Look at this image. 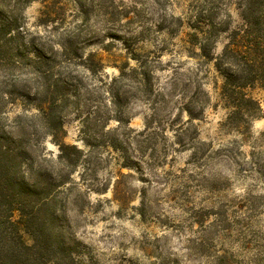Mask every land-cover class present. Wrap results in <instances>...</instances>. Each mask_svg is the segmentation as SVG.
Segmentation results:
<instances>
[{
  "label": "rangeland",
  "instance_id": "rangeland-1",
  "mask_svg": "<svg viewBox=\"0 0 264 264\" xmlns=\"http://www.w3.org/2000/svg\"><path fill=\"white\" fill-rule=\"evenodd\" d=\"M258 1L20 4L21 31L0 40V74L9 77L0 87V151L9 154L0 152V164L30 197L38 242L23 248L31 236L0 207V264H264V63L222 57L246 28L264 40ZM169 2L180 17L164 14ZM128 59L136 68L125 71ZM33 74L31 84L13 79ZM113 217L136 234L108 225Z\"/></svg>",
  "mask_w": 264,
  "mask_h": 264
},
{
  "label": "trees",
  "instance_id": "trees-1",
  "mask_svg": "<svg viewBox=\"0 0 264 264\" xmlns=\"http://www.w3.org/2000/svg\"><path fill=\"white\" fill-rule=\"evenodd\" d=\"M30 1L32 0H0V40H10L15 36V33L19 34L21 31V26L16 13L22 4H26ZM256 4L257 5L255 6L259 8V11H264L263 2L258 1ZM249 32L250 31L246 28V30H242L238 34H233L227 46L224 48L222 54L223 59L230 56L238 58L240 55L244 58V61H247V64H251V67H253L257 58H259L260 63H264V40L260 38H250ZM217 66L219 67V64ZM223 73L225 75V82L222 89H224V92L226 93H231L229 95L231 98L233 89L235 87L234 84H232L233 81H231V79H233V74L231 71L230 73L227 72V70L223 71ZM53 136L54 138L57 137L55 134ZM67 147V145L58 142V148L60 149L61 154L60 158L66 164L71 165L73 164L71 163L73 160L71 159L72 157H70L69 154L65 155L64 152ZM0 152L3 154L1 155L2 157H7L9 154V150L6 148ZM14 183V175H12V171H10L7 166L0 164V207H3V210L7 213V220H9L14 213L17 214V219L12 223L14 225H20L22 232L28 236H31L32 243L30 245L22 244L23 248L30 250L35 247L33 241H37V237L30 228V219L25 211L28 208L27 206H29L28 204L30 203V200H28V198L30 197H28V194L25 192H17V190L14 189ZM35 251H42L41 242ZM41 258H43V256H41ZM50 262V264H63L60 260L56 259ZM43 264H46V261Z\"/></svg>",
  "mask_w": 264,
  "mask_h": 264
},
{
  "label": "clouds",
  "instance_id": "clouds-1",
  "mask_svg": "<svg viewBox=\"0 0 264 264\" xmlns=\"http://www.w3.org/2000/svg\"><path fill=\"white\" fill-rule=\"evenodd\" d=\"M131 3H132V0H124V4H125L126 7L129 6V5H131ZM135 7L137 9H139L141 7V5L140 4H136ZM145 7L157 8L158 6L155 3H153L152 0H148V4L145 5ZM162 11L168 17H173V18L180 17V12L179 11H176L175 8H174V5H172L170 2H169V4H167V5L164 6V8L162 9ZM77 23H79V21H77ZM121 23H123V21H121ZM60 31H61V33H63L65 31V29L62 28ZM36 32L40 36H44L45 35V32L40 31L39 29H37ZM54 38L55 37H53V39ZM53 47L56 48L57 51L59 50L55 45ZM88 51H96V50L95 49H89ZM219 52H220V46L217 45V47L215 49V53L216 54H219ZM86 54L87 53H85V55ZM101 55H103V53H101ZM162 59H164V57ZM180 59H181V61H184V62H186L188 64H191V60H186L185 57H180ZM127 66L128 67H127V69L125 71H128V70H131V69L136 68V63L134 61H132L131 59H128L127 60ZM226 66H232V65L229 64V65H226ZM207 68H208L209 74L210 75H213L214 73L212 72V64L207 65ZM75 71L81 72L84 76H87L88 75V73L86 71H84L82 69H79V68L75 69ZM110 75L115 77V76L118 75V73H116L115 71H113V72H110ZM8 78L9 77L6 74H0V87H4V83L8 80ZM34 78L35 79H38V77H35L34 74L33 75H29V76L17 75V76H14L13 77L14 80H17V81H19V80H26L30 84L32 83V81H33ZM120 83H122L123 86L126 89H129L132 92H136V90L138 88V85L132 83L131 81H129L127 79L120 81ZM103 96L105 98L104 99L105 105H107L109 107V109H111V104H110V102H109V100L107 98L108 97V93L107 92H103ZM37 115H38V113L36 112L35 109H33V110L29 111V112L24 113V116L26 118L36 117ZM37 127H39V126L37 125ZM113 127H115V124L110 122L107 125V128L105 130L107 131L108 129H111ZM49 139H51V137L48 136V135H46L45 136V140L47 141ZM75 147L77 149H80L81 148V145L80 144H76ZM241 151H244V149H241ZM57 154L58 153H56L55 150H53V156L49 157V159L50 160H54L55 159V155H57ZM246 158L247 157H245V159ZM80 172H81V169L79 167H77L75 169V172L71 176V179L73 181H76ZM105 211L110 212V213L111 212H115L116 211V208L108 207V208L105 209ZM138 219H139V217H136V220H138ZM132 223H134V221ZM107 224L108 225H118L120 229H127V230L131 231L129 229V223L127 221V218H125L124 220L121 221V220H116L113 217V218H110L107 221ZM132 233H134V232H132ZM134 234H136V233H134ZM130 254H132V253H130ZM135 255L139 256L140 254L139 253H135ZM140 260H141V264H147V261H144L143 260V257H140Z\"/></svg>",
  "mask_w": 264,
  "mask_h": 264
}]
</instances>
